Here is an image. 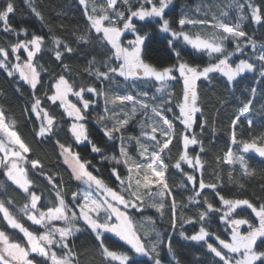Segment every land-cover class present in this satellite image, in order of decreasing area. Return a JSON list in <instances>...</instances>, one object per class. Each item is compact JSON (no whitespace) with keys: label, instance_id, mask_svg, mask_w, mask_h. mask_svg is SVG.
I'll return each instance as SVG.
<instances>
[{"label":"snow or ice","instance_id":"obj_1","mask_svg":"<svg viewBox=\"0 0 264 264\" xmlns=\"http://www.w3.org/2000/svg\"><path fill=\"white\" fill-rule=\"evenodd\" d=\"M172 3L173 0H142L140 6L133 10V0H103L102 4H97L96 0H79V4L84 6V14L89 22V28L85 34L79 35L77 40L78 42L90 43V34L94 30L99 35V43L106 48L107 52L111 53L107 56V59L102 61H97L93 57L89 61V69H86L90 75H93L96 80L102 83L115 84L117 76L122 77L126 82L131 81L133 88L137 81H154L159 85L155 90L156 93H167L170 81L176 79L173 72H179L184 83L183 101L176 105L179 108V115H174L175 119L181 121L184 127L182 137H176L178 141L182 138L184 151L177 159L174 168L183 172L184 170L181 167L183 162L193 170L197 168L203 170L204 163L201 161V157L198 154L192 157L188 152L189 145L197 144H201V151H203L202 142L198 140L197 134L190 132L196 124L197 113L203 115V110L198 105L196 82L201 78L210 79V74L213 73H220L227 78V81L233 82L241 74L255 71L257 67L255 62L240 59L236 63L232 61V57L236 53H243L246 46H251L253 50H256L258 44L243 30V22L248 17L244 14L245 4L239 3V0H231L230 3L224 5L228 9H231L233 5L236 6L237 11L240 13L236 22H233L228 16V12L224 11L220 4H217L216 7L220 9L221 16L226 18L228 22H225V19H221L214 13L211 22L208 20H194L187 15H182V18L178 21L179 31L174 30L169 19L166 18V10H170L169 6ZM245 3L250 9L251 18L257 24L264 21V5L256 4L254 0H245ZM146 5H150V7ZM32 11L39 19H44L35 7L32 8ZM196 11L199 12L200 9L197 8ZM14 12L15 7L12 0H6L5 6L0 9V22L5 25L6 31H14L8 23L9 15ZM125 12L128 13L127 16ZM133 18H139V20H145V18L155 19L160 25V30L170 33L173 40H182L191 46L193 50L206 53L209 58L215 57L216 62L203 67L194 66L184 61L181 53L176 51L178 64L163 68L156 67L154 64L147 62V57L150 55V38L146 33L141 34L144 30L143 28L137 29L136 24L133 23ZM105 22H107V25ZM121 24L122 26H120ZM209 24H211L212 31L206 35L201 32L184 30L186 26H192L193 29L196 27L206 28ZM126 30L136 33L135 38L127 42V46L121 42V37ZM21 31L26 36L28 35L27 29H21ZM229 39L235 45L232 50H229L226 46ZM146 40L149 41L148 44H146ZM52 43L56 46L54 52L56 60L61 62L64 72H70L69 66L63 63V56L65 53H73L75 49L59 38H53ZM168 43L172 45L173 41L169 40ZM44 44V36L32 33L30 39L19 40L11 45L12 53H19L21 49L27 53L26 59L22 62L20 55H15L17 62L11 64V66H9L10 62L8 61L9 50L0 47V67L7 69V75L10 77L14 76L15 73H19L20 78L31 89L36 90L37 85L41 84V71H47V69L39 66L38 70V65L33 61L37 54L41 53ZM261 47H264V45H261ZM113 58L119 62L117 66L112 64ZM255 60L260 64V75L264 76V51H260L255 56ZM100 65L106 70L101 71ZM54 88V93L48 96V99L53 104L60 101V106L73 119L70 131L75 141H87L91 145L92 152L96 153H101L102 149L90 140L85 123V111L94 101L84 97L86 93L104 97L106 115L98 117L97 123L102 125L104 134L109 139L117 138L118 135L121 141L119 157L115 155L106 157L114 164L111 171L119 182L120 190L117 191L100 176L94 175L93 171H89L91 162L81 159L80 154L73 151L71 146H65L59 140H56L64 163L72 170L71 175L83 186L82 189L72 193L73 203L70 206L64 199L63 188L55 183L57 174L48 175L39 159H28L27 154L32 149L16 130L15 119H9L6 116V109L0 106V153H2L0 155V169H3L7 179L18 186L28 197V201L16 212L11 208L13 203L11 199H0L2 220L8 228L22 233L25 241L20 243L11 240L8 233L0 228V264H37V262L39 264H81L80 254L69 246L70 238L76 232L81 231L77 226L78 220H82L86 227L95 234L99 242L101 255L107 258L110 264H113V262L114 264H139V261L134 258L136 254L151 256L152 264H165L159 251L160 246L165 244L161 234L155 232L154 228L144 229L143 236H151L153 232L156 236L155 240L145 244L141 239V235L133 227L132 218L129 216L128 211L129 209L140 211L151 207L163 216L167 204L171 225L173 228L176 227L177 208L180 205H178L166 178L169 164L165 163L163 155L165 150L169 149V145L172 144L173 137L176 135L172 120L165 115V112L172 111L171 107H167L171 96L166 95V97H161L157 101V96L149 97L147 92H138L137 96H133L131 93L120 95L111 93L110 89H97L91 86L80 87L79 90L74 91L73 85L66 79L64 74L58 76ZM252 92L254 94L255 89ZM70 93L82 101V107H77L68 99ZM149 100L152 103H149ZM117 102L120 105H124L126 102L132 104L130 112H125L122 118L118 113H110L107 107L109 103L116 105ZM251 109V99L239 109L240 115L232 120L231 140L233 144H242L243 153L254 150L260 157H264V134L255 136L248 141L237 140L236 126L240 116L250 114ZM138 110L143 111L146 118L138 122L141 130L140 136L125 138L123 131L134 119ZM31 111L35 112L36 118L40 120L36 135L42 138H50L55 135V128L58 126L56 118L41 107L40 98L34 97ZM106 121H111V126ZM207 123L208 121L205 119L199 124L201 134ZM247 123L251 127L253 121L249 119ZM125 139L129 142H135L141 160H137L129 153ZM144 141H148V143ZM217 160L228 165L239 163L243 175L246 177L264 175L257 173L255 169H250L244 155L234 154L231 148L223 157H217ZM25 164H30L32 169H39L41 176L46 177L47 182L55 192L54 204L48 201L41 203V195L33 190V181L28 176V170L24 167ZM121 164L127 170V175L123 177L117 167ZM184 174L193 186L197 184L194 175ZM228 179L230 182L239 184L241 188L244 187L239 179L233 177L231 171L228 172ZM3 187V183H0V189ZM198 188L199 190L194 191V195L189 196L188 200L195 202L200 207L199 198L201 193L205 189H217V184H206L201 171ZM262 190H264V185H262ZM216 195L224 208L215 207L204 197L206 207H202L195 217L201 224L199 231L192 235H185L182 232L181 235L189 241L204 242L214 258H218L215 264H264V203L257 206L249 199L226 198L220 195L219 192H216ZM77 201L80 202L77 203ZM50 204L51 206H49ZM241 206H247L251 209L258 217V225L251 223L246 218H233V213ZM76 209H78V213ZM216 213H221L219 219L224 221L226 230L230 226V242L221 239L215 232L209 233L208 228L204 226ZM21 215L27 221H30L32 225L43 227L44 231L39 235L34 231H30L21 222ZM145 221L149 225L154 223L151 217H146ZM57 222H62L64 226H58ZM190 222V218H182V223ZM242 225L248 226V231L243 234L240 231ZM104 233H113L121 241L130 245L131 256L127 252L114 251L105 246ZM210 236H214L222 247L214 246L208 242ZM167 249L172 255L174 264H180L175 255L171 237L168 238Z\"/></svg>","mask_w":264,"mask_h":264},{"label":"trees","instance_id":"obj_2","mask_svg":"<svg viewBox=\"0 0 264 264\" xmlns=\"http://www.w3.org/2000/svg\"><path fill=\"white\" fill-rule=\"evenodd\" d=\"M12 2L15 7V12L9 15L8 23L14 31H6L5 25L0 22V47L9 50V66L14 63L15 54H19L22 59L27 57L24 50H20L19 53H12L11 45L17 43L19 40L30 39L32 33L44 36L45 38V44L42 47L41 53H38L33 61L38 65V70L39 66L47 69V71H41V84L37 85L36 90L31 89L20 78L19 74L15 73L14 76L10 77L7 75V69L0 67V106L6 109V116L9 119H15L16 130L20 133L25 143L32 149L27 154L28 159H39L44 171L48 175L57 174L55 183L61 185L63 188L64 199L70 206L73 203L71 195L73 192L81 189V184L75 180L71 175V169L64 163L56 140H59L65 146H71L73 151L80 154L81 159L90 161L89 171H93L94 175L100 176L109 186L119 191V182L111 171L114 164L110 159H106V157H112L113 155L119 157L121 141L118 135L117 138L109 139L104 134L102 125L97 123L98 117L106 115L104 97L91 93H86L84 97L85 99L94 101L85 111V123L89 131L90 140L102 149L101 153H96L92 152L91 145L87 141L83 143L75 141L70 131L73 119L60 106V102L53 104L48 99V96H51L55 91L54 85L56 79L60 74H64L66 79L73 85L74 91L79 90L80 87L86 88L91 86L97 89H110L111 93H118L120 95L131 93L133 96H137L138 92H147L149 97L153 95L157 96V101L161 97L170 95L171 99L167 107H171L172 111L165 112V115L172 120L176 135L173 137L169 149L165 150L163 155L165 163L169 164L166 178L169 186L173 190V195L178 205H180L177 208L176 227L173 228L171 225L170 212L167 204L163 216L155 208L151 207L144 208L140 211L129 209L128 214L132 218L134 228L141 235V239L145 244L156 239L155 232L161 234V238L165 241V244L160 246L159 251L160 257L164 260L165 264H174L172 255L167 249L169 237H171V243L180 264H215L218 258H214L206 248L204 242L186 240L181 233L192 235L199 231L201 224L195 217L202 207H206L204 197L215 207L224 208L219 202V197L216 195V192H219L220 195L226 198L249 199L257 206L260 203H264V190H262L264 175L246 177L243 175V170L239 163L228 165L217 160V157H223L229 148H231L234 154L244 155L250 169H255L257 173L264 174V157H260L254 150L243 153L242 144H233L231 140L232 120L237 115H240L239 109L250 99L252 100L251 113L240 116V120L236 126L237 140L248 141L255 136L264 134V76L260 75L261 67L259 62L255 60V56L260 51H264V47H261V45H264V21L257 24L251 18L250 9L247 7L245 0H239V3L245 4L244 14L248 17L243 22V30L248 33L249 37L257 41L258 47L256 50H253L251 46H246L243 53H236L232 57V61L238 63L240 59H245L250 62H255L257 65L256 70L241 74L233 82L227 81V78L220 73L210 74V79L201 78L196 82L199 98L198 105L202 108L203 115L197 113L196 124L190 132L197 134L198 140L202 142L203 151H201V144H197L189 145L188 152L192 157L198 154L204 163V168L203 170L199 168L193 170L190 166L182 162L181 167L184 171L181 172L174 168L177 159L184 151L182 138L179 141L176 138L177 136L182 137L184 133L183 124L181 121L175 119V115H179V108L176 105L183 101L184 90L183 79L178 72H173L176 79L170 81L167 93H156L155 90L159 85L154 81H137L133 88L131 81L126 82L122 77L117 76L115 84L102 83L96 80L93 75H90L86 69H89V61L93 57L97 61H102L107 59V56L111 53L107 52L106 48L99 43V35L94 30L90 34V43L78 42L77 37L85 34L89 28V22L84 14V6L79 4V0H12ZM141 2L142 0H133V10L138 8ZM230 2L231 0H173L172 5L169 6L170 10H166V18L169 19L172 28L177 31L180 30L178 21L182 18V15H187L194 20H208L211 22L212 14L214 13L221 19H225V22H228L226 18L221 16L220 9L216 7L217 4H220L221 8L228 12L231 20L236 22L240 15L236 6L233 5L231 9L224 7V5ZM254 2L264 5V0H254ZM96 3L102 4L103 0H96ZM5 4L6 0H0V9ZM146 6L150 7V5ZM33 7L43 15V20L39 19L33 13ZM197 8L200 9L199 12L196 11ZM125 15L127 16L128 13L125 12ZM133 23L136 24L137 29L143 28L144 31L141 34L146 33L149 36L151 42L149 47L150 55L147 57V62L154 64L158 68L178 64L179 61L175 55L176 51L181 53L184 61L194 66L199 65L203 67L209 63L216 62L215 57L209 58L206 53L193 50L182 40H173L170 33H165L160 30V25L155 19L148 18L139 20V18H133ZM105 24L107 25V22ZM21 29H27L28 35L26 36ZM184 30L201 32L206 35L212 31V28L211 24H209L206 28L196 27L193 29L192 26H186ZM135 35L136 33L126 30L121 42L127 46V42L134 39ZM53 38H59L75 49L73 53H65L63 56V63L69 66L71 69L70 72H64L61 62L56 60L54 54L56 46L52 43ZM169 40L173 41L172 45H169ZM148 43L149 41L146 40V44ZM226 46L229 50H232L235 45L229 39L226 42ZM118 63L113 58V66H117ZM100 70L105 71L106 69L100 65ZM253 89H255L254 94L252 92ZM34 97L40 98L41 107L56 118L58 126L55 128V135L50 138H42L36 135V132L39 130L40 120L36 118L35 112L31 111V104L34 102ZM70 100L77 107H82V101L74 95L70 96ZM149 103H152V101L149 100ZM107 107L110 113H118L122 118L125 112H130L132 104L126 102L124 105H120L117 102L116 105L109 103ZM141 119L146 118L138 110L134 119L129 123L126 130L123 131L125 138L140 136L141 130L138 122ZM205 119H207L208 123L201 134L199 124ZM249 119L253 121L251 127L247 123ZM106 123L111 126V121H106ZM144 142L148 143V141ZM125 143L128 146L129 153L137 160H141L142 158L138 155L135 142H129L125 139ZM24 167L28 170V176L33 181V190L38 195H41V203L48 201L54 204L56 199L55 192L47 182L46 177L41 176L39 169H32L30 164H25ZM117 167L122 177L127 175L126 167L123 164ZM201 171L204 182L206 184L216 183L217 189H205L199 198L200 207H198L195 202H190L188 197L194 195V191L199 190L198 183L201 179ZM229 171L232 172L235 179H239L240 183L244 185L243 188L239 184L229 181ZM184 173L194 175L197 179V184L193 186L192 182L187 180ZM0 183L4 185L0 189V199H11L13 202L11 208L14 212L28 201L27 195L7 179L3 169H0ZM220 215L221 213H216L204 226L208 228L209 233L215 232L221 239L230 242V226L226 230L224 221L219 219ZM146 217H151L154 223L151 225L147 224L145 221ZM183 217L190 218L191 222L182 223ZM20 218L21 222L37 235L43 231L41 227L32 225L22 215ZM233 218H246L256 225L259 223L258 218L247 207L237 208L235 213H233ZM77 226L81 231L76 232L70 238L69 246L80 254L81 264H110L108 259L101 255L99 242L95 234L86 227L82 220L77 221ZM0 228H3L8 233L11 240L20 243L25 242L22 233L6 226L2 220V214H0ZM151 228H154L155 232L151 236H143V230ZM247 230L248 226L245 225L242 231L247 232ZM103 239L105 246L111 250L127 252L131 256V246L125 242L108 233L104 234ZM208 242L214 246L222 247L214 236H210ZM224 251L226 252V250ZM134 258L139 261V264H152L151 256L136 255Z\"/></svg>","mask_w":264,"mask_h":264},{"label":"rangeland","instance_id":"obj_3","mask_svg":"<svg viewBox=\"0 0 264 264\" xmlns=\"http://www.w3.org/2000/svg\"><path fill=\"white\" fill-rule=\"evenodd\" d=\"M145 19H148V18H145ZM152 19V18H151ZM121 41H122V37H121ZM189 46V45H188ZM191 47V46H190ZM21 50H23V49H21ZM26 53V52H25ZM15 55H19V54H15ZM26 56H27V53H26ZM26 58H21V62L23 61V60H25ZM17 61L16 60H14V63H16ZM178 72V71H177ZM16 74H19V73H16ZM178 74H179V72H178ZM183 79V78H182ZM70 96H72V94L70 93L69 95H68V99L70 100ZM71 101V100H70ZM57 102H60V101H57ZM141 111V110H140ZM142 112V114H143V111H141ZM143 116H144V114H143ZM145 118V117H144ZM84 142V141H83ZM83 142H79V143H83ZM0 155H2V153H0ZM70 168V167H69ZM71 169V168H70ZM72 171V170H71ZM81 184V183H80ZM82 185H81V189H82ZM80 202V201H79ZM79 202H77V203H79ZM241 207H247V206H241ZM77 211V213H78V209L76 210ZM258 218V217H257ZM133 222V221H132ZM57 225L58 226H64L63 225V223L62 222H57ZM38 226V225H37ZM245 225H242L241 226V228H240V231H241V233L243 234V233H246V231H242V228L244 227ZM247 226V225H246ZM39 227H41V226H39ZM134 227V226H133ZM42 229H43V227H41ZM43 231H44V229H43ZM42 231V232H43ZM248 231V230H247ZM104 234H106V233H104ZM108 234H110V235H112V236H114L115 238H117V239H119L118 237H116L115 236V234H113V233H108ZM39 235V234H38ZM130 246V245H129ZM227 251V250H226ZM59 254V253H58ZM136 255H138V256H140L139 254H136Z\"/></svg>","mask_w":264,"mask_h":264}]
</instances>
